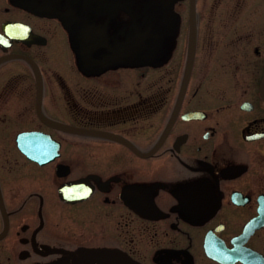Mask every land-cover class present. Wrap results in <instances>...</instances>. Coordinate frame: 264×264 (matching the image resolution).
Masks as SVG:
<instances>
[{"label": "flooded vegetation", "instance_id": "flooded-vegetation-1", "mask_svg": "<svg viewBox=\"0 0 264 264\" xmlns=\"http://www.w3.org/2000/svg\"><path fill=\"white\" fill-rule=\"evenodd\" d=\"M0 264H264V0H0Z\"/></svg>", "mask_w": 264, "mask_h": 264}]
</instances>
